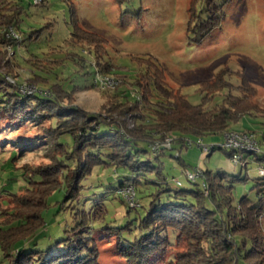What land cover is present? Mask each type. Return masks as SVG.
<instances>
[{"label": "rangeland", "instance_id": "374dc122", "mask_svg": "<svg viewBox=\"0 0 264 264\" xmlns=\"http://www.w3.org/2000/svg\"><path fill=\"white\" fill-rule=\"evenodd\" d=\"M18 7L22 12L16 27L12 20ZM0 12V32L13 39L4 48L0 72L6 73V80L23 94L55 97L63 93L66 100L73 96L67 104L109 121H124L131 127L135 121L131 112L121 118L115 108L121 102H136L137 79L161 73L165 87L183 95L192 105L202 103L208 87L220 88L223 83L232 87L233 95L243 100V118L231 124L224 135L203 137V143L222 145L232 132L252 134L260 152L243 153V159L235 165L228 157L231 149H217L208 156L197 146L180 151L179 143L173 142L171 148L157 155L173 191L202 189L188 182L187 171H222L247 175V181L234 183V200L238 203L246 196L257 204L260 187L256 179L258 169L264 168V162L256 161L264 156V0H215L212 7L207 6V0H42L38 4L33 0H0ZM6 20L11 22L9 26L3 23ZM84 32L94 36V43L81 38ZM97 74L112 78L117 85L113 89L96 86ZM241 86L246 94L239 92ZM219 95L204 109L220 105L223 97ZM150 100L153 105L147 111L167 98L153 91ZM48 126L46 122L44 127ZM117 128L103 127L101 133ZM26 133L14 127L0 135V209L6 221L11 218L10 193H21L26 185L21 174L30 177L39 171L58 182L62 177L55 148L41 146L26 151L17 146L27 138L23 136ZM71 141L70 135L61 139L69 152ZM148 149L152 152L151 147ZM178 156L186 166L177 160ZM93 172L83 184L80 199L69 207H63L64 189L49 196L42 213L45 227L25 241L26 250H54L67 231L82 223L85 213V233L99 249V264H128L118 244L128 245L143 233L138 226L149 208L151 198L147 196L155 187L143 189L144 194L137 192L140 207L129 211L132 206L123 194L128 187L118 190L122 171L111 168L97 172L95 168ZM169 201L176 200L166 194L160 199L161 204ZM127 225L132 228L131 234L119 235L113 229ZM262 225L264 231V216ZM169 234L173 246L158 264H167L169 258L188 247L186 242H178L172 231Z\"/></svg>", "mask_w": 264, "mask_h": 264}, {"label": "trees", "instance_id": "16d2710c", "mask_svg": "<svg viewBox=\"0 0 264 264\" xmlns=\"http://www.w3.org/2000/svg\"><path fill=\"white\" fill-rule=\"evenodd\" d=\"M207 6H215V0H207ZM21 12L18 7L14 14L12 23L15 22L16 27ZM0 16L3 13L0 12ZM8 20L3 23L9 26L11 22ZM81 36L94 43L92 34L84 32ZM10 40L13 39L0 32V61L5 57L4 48ZM162 79L161 73H155L153 78L137 79L136 102H121L115 108L121 118L131 112L135 121L130 127L124 121H109L74 104H67L73 96L66 100L63 93L55 97L42 95L44 93L23 94L20 88L6 80V73L0 72V135L16 127L27 132L23 135L26 139L16 142L20 149L55 148L58 151L55 158H58L62 174L59 182L50 180V176L45 177L39 171L30 177L21 174L26 185L21 193H10L12 211L8 221L2 219L4 211L0 209V264H99V249L85 233V213L82 223L67 231L54 250H26L24 247L25 241L45 227L42 213L48 206L49 196L64 189L63 207H69L80 199L83 184L93 175L95 168L97 172L111 168L122 171L118 190L132 187L138 204L137 207L128 204L129 211L140 207L137 192L144 194L143 189L150 185L155 187V191L147 196L151 198L149 208L138 226L143 233L128 245L118 244V250L128 264H158L173 246L169 231L178 242L184 241L188 247L173 259L169 258L167 264H264V175L258 171L257 204L246 196L238 203L234 200V183L247 181V175H230L222 171H203L207 196L200 188L173 191L160 163V152L168 148H161L158 155L148 149L169 136L176 137L182 151L188 148L183 141L186 138L196 141L206 136L224 135L231 124L243 118L240 117L243 100L235 97L232 87L223 83L220 88H206L202 103L192 105L186 97L165 87ZM225 90L227 93L221 94ZM238 90L247 93L243 86ZM153 91L167 100L156 103L151 111H147V107L153 105L150 100ZM218 95L223 97L222 103L205 110V104ZM46 122L48 127H44ZM114 126L118 127L114 132L101 133L103 127ZM67 135L72 139L70 152L69 146L61 142ZM33 136L38 137L30 140ZM256 142L257 151L231 150L228 157L231 159L237 153L242 160L243 153L260 152L262 149L257 139ZM217 149L225 148L213 145L208 156ZM13 157L16 158L17 153ZM177 160L186 166L181 156ZM256 161L264 162V156ZM246 166L245 163L243 168ZM39 183L43 187H37ZM192 184L201 185L199 182ZM164 194L176 201L161 204ZM113 229L119 235L132 232L129 225Z\"/></svg>", "mask_w": 264, "mask_h": 264}, {"label": "built area", "instance_id": "2783aa9c", "mask_svg": "<svg viewBox=\"0 0 264 264\" xmlns=\"http://www.w3.org/2000/svg\"><path fill=\"white\" fill-rule=\"evenodd\" d=\"M42 0H33L34 4L40 3ZM95 85L104 89V88H110L113 89L117 85V83L109 77H103L99 76L97 74V78L95 80ZM185 145L190 148L193 146H197L204 154H209L213 148L212 146L205 145L203 143L202 139H198L196 141H193L189 138H186L183 140ZM173 142H176V137L169 136L167 137L163 142H157L152 145V151L154 155H157L159 153L161 148H171V145ZM222 148L225 149H231V150H246L247 152H252L257 151V142L256 139L254 138V135L252 134H244V135H239L237 133H228V135L225 137V142L220 145ZM180 155V154H179ZM232 162L235 165H238L239 161L241 160V156L237 153L233 154V157L231 158ZM260 175H264V170L260 169L259 170ZM186 178L188 182L190 183H197L199 182L201 184L202 190L204 191L205 195H208V190H207V185L204 181V173L203 170L200 168H195L193 171H187L186 172ZM176 184L181 186L183 185L182 181L180 180H175ZM123 190V189H122ZM128 198V202L132 207H137L138 204L136 203L135 199V191L132 187H128L123 191Z\"/></svg>", "mask_w": 264, "mask_h": 264}]
</instances>
